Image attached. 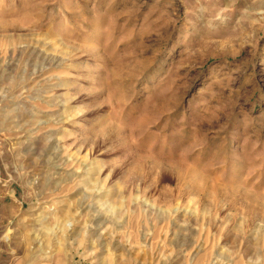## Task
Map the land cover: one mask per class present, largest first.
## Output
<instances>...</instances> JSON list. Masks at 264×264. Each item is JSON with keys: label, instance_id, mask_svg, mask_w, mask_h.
Instances as JSON below:
<instances>
[{"label": "rangeland", "instance_id": "rangeland-1", "mask_svg": "<svg viewBox=\"0 0 264 264\" xmlns=\"http://www.w3.org/2000/svg\"><path fill=\"white\" fill-rule=\"evenodd\" d=\"M0 264H264V0H0Z\"/></svg>", "mask_w": 264, "mask_h": 264}]
</instances>
